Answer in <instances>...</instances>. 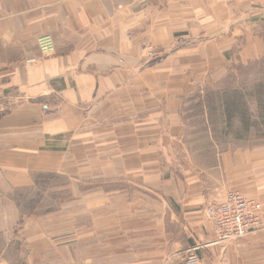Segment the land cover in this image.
<instances>
[{"label":"crops","instance_id":"0c3cea01","mask_svg":"<svg viewBox=\"0 0 264 264\" xmlns=\"http://www.w3.org/2000/svg\"><path fill=\"white\" fill-rule=\"evenodd\" d=\"M45 34L53 52L25 65ZM250 67L264 71V0H0V264L41 222L43 264H264V95H236L253 138L214 156L204 107L203 164L185 119L230 75L264 85ZM230 190L260 202L262 224L225 239L203 209Z\"/></svg>","mask_w":264,"mask_h":264},{"label":"rangeland","instance_id":"374dc122","mask_svg":"<svg viewBox=\"0 0 264 264\" xmlns=\"http://www.w3.org/2000/svg\"><path fill=\"white\" fill-rule=\"evenodd\" d=\"M257 70L256 68L254 69L253 67H250L246 70L243 71V76L245 79H254L259 76V73H261L264 76V71L261 69L260 71H255ZM264 78V77H260ZM226 83H228V87H225V84H217L214 85L211 88H208L207 91L211 92L210 96L213 99L211 101V104H207L206 110L208 112H211L212 114V120L210 122L211 128H212V155L219 151V149L226 148L228 145H236L237 139H240V141H246L247 139H252L253 136L251 135H245V134H237L235 123L236 120L233 117L231 119V124L226 122V111L228 110L227 106L228 105H233L235 103V88H240L236 87L234 85V76L230 75L227 77ZM234 85V86H232ZM249 89L246 90V87L244 88V91H240L243 94H247V92H252V94H259V95H264V90L261 88L260 90L257 89H252L251 87H248ZM206 91V90H205ZM207 92V93H208ZM206 106V105H204ZM233 106L231 107V109ZM204 109V108H203ZM203 109H200V106H194V103H188L185 107V119L187 120V126L189 128L188 130V138H189V144H190V149L196 154V158L199 161V163L203 164V156L204 152H206V157H207V147H208V138H207V130L206 134L204 132L205 125H204V120H203ZM233 110V109H232ZM235 111V108L234 110ZM210 117V116H209ZM206 128H207V123H206ZM240 132L243 131L242 127H240ZM262 137V136H260ZM255 138H259V136H255ZM206 147V149H205ZM126 185V190L128 191L127 193L131 194L133 190L139 189L136 187L135 184H125ZM110 187H116L117 189H124V183L123 182H117V181H110L106 182L104 184H101V189H104L107 191V188ZM100 189V188H99ZM100 189V190H101ZM124 194L123 192H121ZM241 193V192H240ZM119 196V195H118ZM123 196V195H122ZM107 206V199L106 195L104 196L103 199H101V205ZM105 206V207H106ZM103 209L104 206L102 207ZM107 217L106 215L103 216V218L100 221V229L98 232V239H100V253H103L104 251L106 252V248L102 249V246L104 247L106 243H103L104 239L106 242V237H107V232L102 230L103 226H107ZM43 222H41L39 225L34 227V231H24L21 230L19 232L20 234V241L19 245L14 247L5 248V255L7 256H13L14 255V262L13 264H28V261L26 258L29 260V255L33 253V250L36 252V262L35 263H30L29 264H43L42 260H39V257L43 256ZM19 229H23L22 223L19 224ZM25 233V234H23ZM31 237H33V240H37L35 243H30ZM241 237V236H240ZM239 238V237H238ZM103 243V245H102ZM13 249V252H12ZM13 254V255H12ZM15 255L19 256V261L18 263H15ZM74 264H79V262L74 263Z\"/></svg>","mask_w":264,"mask_h":264},{"label":"built area","instance_id":"2783aa9c","mask_svg":"<svg viewBox=\"0 0 264 264\" xmlns=\"http://www.w3.org/2000/svg\"><path fill=\"white\" fill-rule=\"evenodd\" d=\"M40 53L29 56L24 60V64L29 66L40 63L53 52V41L49 34H45L38 39ZM145 55L154 56L155 48L151 43L145 45ZM260 202L247 197L239 191H228L220 201L206 204L203 211L212 221L217 234L225 239L238 238L246 235L262 224L259 210Z\"/></svg>","mask_w":264,"mask_h":264},{"label":"trees","instance_id":"16d2710c","mask_svg":"<svg viewBox=\"0 0 264 264\" xmlns=\"http://www.w3.org/2000/svg\"><path fill=\"white\" fill-rule=\"evenodd\" d=\"M225 87H228V86H225ZM257 87V89L258 90H260L261 88L264 90V85H256V86H252L251 88L252 89H255ZM236 90H235V94H234V96L236 97V95H241V94H243V93H241L239 90H237L238 88H235ZM249 89V88H248ZM208 91L206 90L204 93H203V95H201V94H197V98H198V102L197 103H195L194 104V106L196 105H198V106H200V109H203L204 107L205 108H207V104H211V101L213 100L212 98H211V96H210V94H211V92H208ZM247 94H249V95H252V92H247ZM257 95V94H256ZM259 95V94H258ZM235 99V98H234ZM204 105H206V106H204ZM233 106V110H234V108H235V104H233V105H228L227 106V108H228V110L226 111V119H227V123H231V118H232V114L234 113V111L231 109V107ZM209 116H210V120H212V114H211V112H209Z\"/></svg>","mask_w":264,"mask_h":264}]
</instances>
